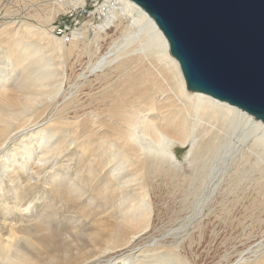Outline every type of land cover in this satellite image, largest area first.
<instances>
[{"label":"bare ground","instance_id":"6f19581e","mask_svg":"<svg viewBox=\"0 0 264 264\" xmlns=\"http://www.w3.org/2000/svg\"><path fill=\"white\" fill-rule=\"evenodd\" d=\"M111 1L112 5L105 3L109 14L97 20L93 35L105 37L112 27L120 35L104 55L87 65L86 78L104 66H122L119 61L125 57H129L125 63L134 65L137 59L152 57L165 74L164 87L156 80L159 77L154 79L144 70L129 83L125 80L128 86L118 90L108 105L92 103L101 93L98 88L90 87L79 98L68 90L62 96L56 80L58 65L65 64V53L76 43L86 42L90 27L84 22L56 37L55 26L51 33L27 22L18 24L20 28L0 25V264H189L180 249L190 228H199L200 220L216 206L223 204L230 211L223 199L249 184L256 185L259 199L264 197V121L236 105L188 89L154 19L132 0ZM85 2L54 0L59 10ZM59 94L61 102L55 101ZM43 99L54 103L53 110L42 111L48 104L34 110ZM68 102L83 105L74 109L68 105L66 110ZM177 149H186L183 158ZM155 174L170 181L184 178L177 201L180 210L168 221L151 222L148 216L153 211L145 176ZM253 217L260 221L261 215ZM258 228L241 238L245 247L233 249L239 254L234 262L230 250L227 255L220 251L229 257L225 264H264V233Z\"/></svg>","mask_w":264,"mask_h":264},{"label":"rangeland","instance_id":"374dc122","mask_svg":"<svg viewBox=\"0 0 264 264\" xmlns=\"http://www.w3.org/2000/svg\"><path fill=\"white\" fill-rule=\"evenodd\" d=\"M46 1V2H45ZM49 1V2H48ZM9 0V1H7V0H0V25H2V24H5V23H12L9 27H12V28H20V27H18L19 25L18 24H20V23H22V22H27V23H31V24H34V25H36L37 27H39V28H42V29H46L47 31H49V32H53V30L51 29V27L52 26H56L57 24H59V23H63V22H65V21H67V22H70L71 20H76V19H74V16L76 15V12H71V10L73 9V8H71V6H61V11L59 10V9H57L56 8V6L57 5H55V3H54V0ZM51 1V2H50ZM51 3H53V4H51ZM4 4V5H3ZM50 4V5H49ZM53 5V6H52ZM91 10H93V8L92 7H90V10H89V13L88 12H84V11H82V14H80V15H82V16H78V18H80V24H82V23H86L85 24V26H88V27H90V28H88V38L86 39V42L84 41L83 43H81V42H79V43H76V45H74V47H72L71 48V50H72V52H71V50L70 51H67V53H65V64L64 65H58V69H59V71H58V73L60 74L58 77H57V81H58V83H59V86H61V92H60V94L63 96V93H64V91L65 92H67V90L68 91H70V92H73V94H74V97H77V98H79V97H81V96H84V94L85 93H83V91H86V90H91V88H93V90L94 89H99V93H100V95L99 96H97L96 98H92L91 97V99H93V102L92 103H95L96 105L97 104H99L100 106H101V103H102V105H104V104H110L111 102L110 101H112V99L113 98H116L117 96H118V90H123V89H125L127 86H126V84H124V82H126L125 80H127V82L129 83V81L130 80H132V78H134L135 77V75L136 74H138V73H140L141 71H144V70H146V72L147 71H149L150 72V74H151V76L153 75L154 77V79H156V78H158L159 77V79H156L157 81L158 80H160V82H164V76H165V74H164V72L159 68V64L157 63V60H155L154 58H152V57H150V58H148L147 57V59L146 58H141V59H137V60H139V62H138V65L137 64H133V63H125L126 62V60L129 58V57H125V58H122L119 62H123V64H122V66H125V67H122V66H120V67H116L117 65H118V63L116 64V63H114L112 66H104V68L103 69H101L100 71H99V69L95 72V73H93V74H91L88 78H86V75L85 74H87V73H85L84 72V70H86V68H87V65L89 66V65H91L92 63H94L99 57H101L102 55H104L108 50H109V47H110V45H111V43H113V41L115 40V39H117L118 37H119V33H120V31L119 30H115V28L114 27H112V28H109L108 30H107V34H106V36L104 37H98L97 39H95V36L93 35L95 32L94 31H96V30H98L97 28H95L94 26H95V24L96 23H98V21H97V18H93V16L91 15V13H90V11ZM10 12V13H9ZM44 16H45V18H44ZM92 19H94V20H92ZM89 20H92V22H89ZM124 22H126V20H124ZM90 23H93V25H90ZM79 24V25H80ZM87 24H89V25H87ZM124 25H125V23H123ZM78 26V25H77ZM6 27V26H5ZM0 31H2V29H0ZM97 32V31H96ZM22 35V32L19 34V36H21ZM103 35V34H102ZM38 35H36L34 38H36V40L35 41H39V38L37 37ZM54 36H56V37H63V34L62 35H59V36H57V35H54ZM34 38H33V40H34ZM40 40H42V39H40ZM43 41V40H42ZM74 48V49H73ZM80 53V54H79ZM71 54H72V56H71ZM78 54H79V56H78ZM75 56H76V58H75ZM140 57H141V55H139ZM69 57H70V59H69ZM78 57V58H77ZM84 57V58H83ZM130 57H133V56H130ZM71 59H73V60H71ZM150 59H151V61H150ZM69 60V61H68ZM77 60L79 61V62H77ZM90 60V61H89ZM74 63H72V62ZM67 62V63H66ZM82 64H81V63ZM84 62V63H83ZM141 62H142V64H141ZM76 63V64H75ZM72 65V66H71ZM145 65V66H144ZM151 65V66H150ZM76 67V68H74V67ZM78 66V67H77ZM81 68H80V67ZM86 66V67H85ZM114 66V67H113ZM74 69H73V68ZM85 67V68H84ZM111 67H112V69H111ZM151 69H153V71L151 70ZM87 71V70H86ZM68 75V76H70V77H68L65 73ZM102 72H104V73H102ZM105 72H108V73H105ZM102 73V74H101ZM64 76H62V75ZM71 74V75H70ZM73 74V75H72ZM82 74V75H81ZM98 74V75H97ZM156 74H159L158 76L156 75ZM77 75V76H76ZM85 75V76H84ZM107 75H108V78H107ZM119 75V76H118ZM133 75V76H132ZM81 76V77H80ZM94 76H99L98 78H96L95 79V77ZM155 76H156V78H155ZM163 77V79H162V77ZM65 77H66V79H65ZM78 77V78H77ZM79 77H80V79H79ZM84 77V78H83ZM116 77H117V79H116ZM75 78V79H74ZM86 78V79H85ZM90 78L91 79H93V80H90ZM77 79V80H76ZM83 79V80H82ZM69 81V83H68V81ZM72 80H74V81H72ZM76 80V81H75ZM81 81V82H80ZM98 81V82H97ZM109 81V82H108ZM65 82H66V84H65ZM78 82H80V83H78ZM83 82V83H82ZM86 82V83H85ZM96 82V83H95ZM160 82H158V83H160ZM68 83V84H67ZM87 85V83H89V85H91V86H89V85H87V87H84V86H86L85 84ZM113 83H114V85H113ZM121 83V84H120ZM165 83V84H164ZM163 84H162V86L164 87V85H167L168 83H167V81H165ZM73 84V85H72ZM78 84H82L81 86L80 85H78ZM84 84V85H83ZM94 84V85H93ZM69 85V86H68ZM99 85V86H98ZM160 85H161V83H160ZM75 86H78V87H75ZM83 86V87H82ZM122 86V87H121ZM143 86V85H142ZM70 88V90H69V88ZM79 87H81V91H77V89L79 88ZM91 87V88H90ZM101 87V88H100ZM103 87V88H102ZM123 87H125V88H123ZM140 87V86H139ZM75 88V89H74ZM83 88V89H82ZM90 88V89H89ZM115 88L117 89V90H115ZM119 88V89H118ZM141 88V87H140ZM104 89H108L107 91L106 90H104ZM113 89H114V91H115V93H114V91H113ZM78 90H80V88L78 89ZM127 90H129V89H127ZM76 91H77V93L79 94H81L80 96L76 93ZM113 91V92H112ZM111 93V94H110ZM59 94V96L60 97H58L57 96V99L55 100V101H57L58 102V100L60 99V102H61V99H62V97H61V95ZM110 94V95H109ZM84 100V102H85V100H87L88 101V99H86V97H84L83 98ZM109 99H111V100H109ZM102 100V101H101ZM49 101H50V99H43L40 103H38V104H35L34 106H36L35 108H34V110H36V109H38V108H40V106H44V105H46V104H48L49 103ZM110 102V103H109ZM67 104V105H66ZM65 104V106H66V110L67 109H74L75 107H77L76 105H78V106H80V105H83V104H81L80 102H79V104H78V102H76V103H71L70 105H69V102L68 103H66ZM73 104V105H72ZM53 105V106H52ZM68 105H69V108H68ZM65 106H63V109L65 108ZM71 106V107H70ZM73 106V107H72ZM47 107H49L48 109H47ZM53 108H54V103H51V104H48V105H46V106H44V108H43V110L42 111H44V110H46V111H48L49 112V110L51 111V110H53ZM66 126H73L72 124H66ZM178 150V149H177ZM186 149H179L178 150V153H177V155L179 156V158H183V156H184V154H185V151ZM163 175H160V174H155V175H152V176H150V178L148 179L147 178V176H145V178L148 180V181H150V182H148L146 179V182H148L149 183V185H147L148 187H147V190L148 189H150L149 191H148V193H149V201H150V203H151V201H152V203H151V210L153 211H151L152 213H150V212H148V216H149V219L151 218V222H155V221H161V220H166V221H168L170 218H174L176 215H177V212H179L178 210H180V205H179V198H181L180 196H181V193L179 192V191H182V188H183V183H185L184 182V178L183 177H180V178H178V180H175V181H170V179L168 178V177H166V176H164V177H162ZM157 177H158V179H157ZM165 177H166V179L168 180H165ZM152 180V183H151V180ZM163 180V181H162ZM155 181V182H154ZM167 181V182H166ZM170 182H171V184H170ZM173 182V183H172ZM147 183V184H148ZM153 184V185H152ZM182 184V185H181ZM185 185V184H184ZM150 186V187H149ZM178 186V187H177ZM254 186H256V185H254L253 184V186H252V184H249V185H247L246 187H243L244 189L243 190H240L239 192H237V193H239L240 194V192L242 191V193L243 194H241V195H239V194H237L236 192H234V193H232L230 196H228V198H225V199H223V200H225L224 202V204L226 205V209H228V210H230V211H226V210H224L223 208V204L222 205H220V206H216L215 207V209L213 210V212L209 215L210 216V218H209V216H207V217H205V218H202V220H200L201 222H200V227L199 228H196V227H192V229L190 228V232H189V234H188V237L184 240L185 241V243L183 242L182 244H181V251H184L185 253H186V256L188 257V259H189V264H216L218 261H220L219 263H222V260H219V259H221L220 257H223L222 259H224V261H223V263L222 264H225L226 262H229L228 260H229V257H230V262H234L235 261V259L237 258V257H239V254L237 253V252H235V253H233L232 251H236L237 249H241L242 247H245V244H243L244 243V240H242L245 236L247 237L248 235H252V234H250L249 232H252V233H255V232H253L258 226H259V228H262V229H260V231H262V233H264L263 231H264V213H262L261 212V210L264 212V209H262V208H264L263 206L264 205H260V207L258 206V204H262L263 202H264V197H261L262 199H259L260 197L258 196V192H256V191H254V190H256V187H254ZM254 187V188H253ZM245 188H247V189H245ZM175 189V190H174ZM156 192H155V191ZM245 190H247V192L245 191ZM246 192V193H245ZM253 192H255L254 194H253ZM252 193V194H251ZM154 194H157L156 196L154 195ZM246 196H245V195ZM180 195V196H179ZM239 195V196H241V201H240V197L237 196ZM244 195V196H243ZM250 195V196H249ZM252 195H254L255 197H256V195L258 196V197H256V198H254V196L252 197ZM260 195V194H259ZM150 197H152V198H150ZM219 197V196H218ZM229 197H231V199L229 198ZM233 197V198H232ZM245 197H246V199H245ZM249 198V199H248ZM217 199H219L218 201H222V199L221 198H217ZM233 199V200H232ZM156 200V201H155ZM235 200H237V201H235ZM247 200V201H246ZM252 200V201H251ZM255 200H257V201H255ZM262 200V201H261ZM179 203H178V202ZM227 201V202H226ZM245 201V202H244ZM253 202V201H255V202H253V203H251V202ZM258 201H259V203H258ZM175 202L177 203L176 205H175ZM239 202L241 203V204H239ZM244 202V203H243ZM249 202V203H248ZM174 203V204H173ZM229 203V204H228ZM255 203V204H254ZM156 204V205H155ZM237 204V205H236ZM243 204V205H242ZM250 204V205H249ZM254 204V205H253ZM228 205H230V207L228 206ZM252 205V206H251ZM255 205H257L258 207H259V209H257V207L255 206ZM245 206V207H244ZM248 206V207H247ZM253 206H255L254 208H256L255 210H254V208H253ZM262 206V207H261ZM155 209H154V208ZM237 208V210H236V208ZM247 207V208H246ZM248 208H251V209H253V211L251 210V209H248ZM261 208V209H260ZM226 212V213H224V211ZM154 210H156V212L154 211ZM222 210V211H221ZM234 210V211H233ZM240 210H242V212L243 213H241V211ZM260 210V211H259ZM219 213H218V212ZM238 212V214L239 215H237V212ZM250 213H249V212ZM154 212H155V214H154ZM227 212H228V214H227ZM235 212H236V214H235ZM216 215H215V214ZM221 213V214H220ZM233 213V214H232ZM233 216V218L230 216ZM254 214H255V216H258V217H260V215H261V217L259 218L260 219V221H256L255 219H253V218H256V217H253L254 216ZM151 215V216H150ZM153 215V216H152ZM159 215V216H158ZM214 215L215 216H217V217H219V218H217V217H214ZM221 217H220V216ZM223 215H225V216H223ZM237 215V216H236ZM246 216V218H247V216H248V218H249V220L250 221H246V218H243V216ZM227 216V217H226ZM235 216V217H234ZM239 216H241V217H239ZM167 217V218H166ZM223 217V218H222ZM228 217H229V219H228ZM169 218V219H168ZM217 218V219H216ZM222 218V219H221ZM228 220H227V219ZM242 218V219H241ZM248 218H247V220H248ZM153 219H155V220H153ZM156 219H158V220H156ZM213 219V220H212ZM215 219V220H214ZM225 221H224V220ZM231 219V220H230ZM237 219V220H236ZM153 220V221H152ZM207 220V221H206ZM209 220V221H208ZM227 220V221H226ZM229 220H230V222H229ZM234 220H236L237 222H235ZM263 220V221H262ZM204 221H206V222H204ZM222 221H224V222H222ZM242 221V222H241ZM251 221H252V224H251ZM261 221H262V224H261ZM208 222H209V224H208ZM215 222V223H214ZM239 222V223H238ZM244 222V223H243ZM255 222L256 223H258V222H260V223H258V224H255ZM204 223V224H203ZM207 223V224H206ZM211 223H212V225H211ZM218 223V224H217ZM238 223V224H237ZM243 225H242V224ZM247 223V224H246ZM205 224H206V227H205ZM237 224V225H236ZM245 224V225H244ZM251 224V225H250ZM261 224V225H260ZM203 227H202V226ZM210 225V226H209ZM214 225V226H213ZM218 225V226H217ZM224 225H226V228L224 227ZM230 227H229V226ZM231 225H233L232 227H231ZM247 225V226H246ZM255 225H257L256 226V228L255 227H253V226H255ZM211 226H213V228H211ZM217 227V230L215 229L216 227ZM225 228H223V227ZM236 226V227H235ZM238 226V227H237ZM240 226V227H239ZM261 226V227H260ZM263 226V227H262ZM244 227L245 228H247V230H245L244 229ZM201 228V229H200ZM235 228H237V229H235ZM238 228H240L239 230H238ZM258 228V229H259ZM213 229V232L211 231ZM222 229H223V231H222ZM233 229V230H232ZM237 230V232H235L234 233V231L235 230ZM202 231V233H201V231ZM242 230V231H241ZM249 230V231H248ZM216 231V232H215ZM218 231V232H217ZM220 231V232H219ZM223 233H222V232ZM226 231V232H225ZM193 232V233H192ZM228 232V233H227ZM232 232V233H231ZM192 233V234H191ZM199 233H201V234H199ZM204 233V234H203ZM215 233V234H214ZM220 233V234H219ZM222 233V234H221ZM229 233H231L230 235H231V237H230V235H229ZM257 233V232H256ZM261 233V232H260ZM260 233H258L257 235H259V236H261L262 235V233L260 234ZM213 234V235H212ZM216 234H219V236L218 237H216ZM226 234V235H225ZM235 234V236H233ZM244 236H243V235ZM192 235V236H191ZM204 235V236H203ZM215 235V236H214ZM236 235H238L237 237H236ZM243 237H242V236ZM256 235V234H255ZM212 236V237H211ZM225 236V237H224ZM239 236H241V237H239ZM192 239H191V238ZM195 239H194V238ZM213 237H214V243L215 244H213ZM222 237V238H221ZM228 237H230V238H228ZM233 237V238H232ZM235 237V238H234ZM207 240H206V239ZM218 238V239H217ZM242 238V239H241ZM197 239H198V241H197ZM203 239V240H202ZM210 239V240H209ZM220 239V240H219ZM226 239H229V240H226ZM232 239V241H230ZM238 239H241V240H238ZM193 242H192V241ZM195 240H196V242H195ZM200 240V241H199ZM212 240V241H211ZM217 240H219L220 241V244H218L217 243ZM222 240V241H221ZM235 240V241H234ZM21 240L19 239L18 240V242L17 243H19ZM191 241V242H190ZM228 241L230 242V243H228ZM239 241L241 242V243H239ZM200 242H202V243H200ZM204 242H205V244H204ZM223 242H225V244L223 243ZM234 242V243H233ZM237 244H236V243ZM189 243V244H188ZM199 243V244H198ZM212 243V244H211ZM224 245H222V244ZM232 243V244H231ZM201 244V245H200ZM217 244H218V246H217ZM235 244V245H234ZM241 244V246H239ZM205 245V246H204ZM212 245V246H211ZM232 246V247H229V246ZM235 246V247H234ZM16 246H14V248H15ZM211 247H213V248H211ZM13 248V249H14ZM203 248V249H202ZM223 248V249H222ZM235 248V249H234ZM196 251H195V250ZM198 249V250H197ZM221 249V250H220ZM234 249V250H233ZM212 250L214 251V252H212ZM229 250H230V252H229ZM216 251H218L217 253H216ZM222 251H224V252H222V253H225V252H229V254H228V256H226L225 254V256L224 255H222V253L221 252ZM204 252H205V254H204ZM212 253V255H210ZM214 253V254H213ZM216 253V254H215ZM233 255H232V254ZM237 253V254H236ZM218 254V255H217ZM235 254V255H234ZM202 255H204V256H202ZM216 255V256H215ZM206 256V257H205ZM212 256H213V258H212ZM216 258H215V257ZM232 256H233V258H232ZM236 256V257H235ZM217 257H219V258H217ZM227 257V258H226ZM226 258V259H225ZM232 258V259H231ZM214 259V261L212 262V260ZM216 259H217V261H216ZM233 260V261H232ZM226 261V262H225ZM212 262V263H211ZM214 262H216V263H214ZM225 262V263H224ZM229 262V263H230ZM219 263H217V264H219Z\"/></svg>","mask_w":264,"mask_h":264},{"label":"water","instance_id":"95a60500","mask_svg":"<svg viewBox=\"0 0 264 264\" xmlns=\"http://www.w3.org/2000/svg\"><path fill=\"white\" fill-rule=\"evenodd\" d=\"M156 22L187 87L264 121V0H132Z\"/></svg>","mask_w":264,"mask_h":264},{"label":"built area","instance_id":"2783aa9c","mask_svg":"<svg viewBox=\"0 0 264 264\" xmlns=\"http://www.w3.org/2000/svg\"><path fill=\"white\" fill-rule=\"evenodd\" d=\"M113 4V2L111 0H86L85 5H77L76 7L73 8V6H71V8H73L71 10V12H76V15L74 16V19L76 20H71L70 22H63V23H59L55 26L54 28V33L56 35H66L68 34L71 29L75 28L77 25H79L80 22V18H78V16L80 14H82V11L84 12H88L90 10V7L93 8V10L90 11L91 15L93 16V18H96V16L98 17L97 20H101L100 18L106 17L109 14V7L106 6L107 4ZM101 9L100 13H97V15L93 14L95 12L98 11V9ZM82 16V15H80Z\"/></svg>","mask_w":264,"mask_h":264}]
</instances>
